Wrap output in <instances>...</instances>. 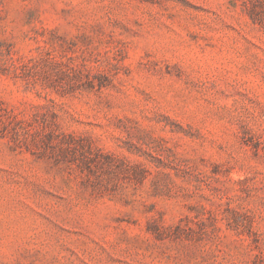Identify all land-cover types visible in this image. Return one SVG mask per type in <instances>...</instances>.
<instances>
[{
    "label": "rangeland",
    "instance_id": "1",
    "mask_svg": "<svg viewBox=\"0 0 264 264\" xmlns=\"http://www.w3.org/2000/svg\"><path fill=\"white\" fill-rule=\"evenodd\" d=\"M0 264H264V0H0Z\"/></svg>",
    "mask_w": 264,
    "mask_h": 264
}]
</instances>
